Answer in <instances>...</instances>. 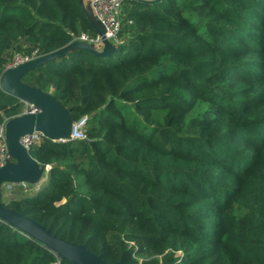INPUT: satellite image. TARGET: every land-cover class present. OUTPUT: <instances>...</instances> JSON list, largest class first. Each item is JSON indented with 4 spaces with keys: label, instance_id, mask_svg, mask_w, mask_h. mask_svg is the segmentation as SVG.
I'll return each instance as SVG.
<instances>
[{
    "label": "trees",
    "instance_id": "trees-1",
    "mask_svg": "<svg viewBox=\"0 0 264 264\" xmlns=\"http://www.w3.org/2000/svg\"><path fill=\"white\" fill-rule=\"evenodd\" d=\"M122 15L111 57L73 49L22 77L87 117L86 138L34 145L45 183L3 206L107 264H264V0H126ZM83 33L81 0H0V78ZM20 106L0 91V125ZM55 263L0 219V264Z\"/></svg>",
    "mask_w": 264,
    "mask_h": 264
},
{
    "label": "water",
    "instance_id": "water-1",
    "mask_svg": "<svg viewBox=\"0 0 264 264\" xmlns=\"http://www.w3.org/2000/svg\"><path fill=\"white\" fill-rule=\"evenodd\" d=\"M144 1V0H136ZM82 9V8H81ZM83 11V10H82ZM84 12V11H83ZM96 33L97 27L92 24L91 17L84 12ZM73 49L85 50L96 57H111L115 48L104 42L102 51L80 42H72L67 47L55 53L39 57L18 67L5 70L0 78V91L34 105L39 113L37 115L25 114L16 116L4 125V140L7 154L11 161L0 167V219L14 227L19 233L34 240L45 249L54 253L59 260L69 264H107L101 256L89 252L84 246L64 242L50 234L37 222L7 209L1 202V186L7 183H24L29 186H38L46 178L50 168L40 167L20 145V139L32 132L43 134L50 141L66 140L70 137L73 120L70 113L58 104L50 94L36 90L24 83L21 79L27 72L45 65L51 61L64 57ZM123 264L121 260L119 263Z\"/></svg>",
    "mask_w": 264,
    "mask_h": 264
},
{
    "label": "built area",
    "instance_id": "built-area-1",
    "mask_svg": "<svg viewBox=\"0 0 264 264\" xmlns=\"http://www.w3.org/2000/svg\"><path fill=\"white\" fill-rule=\"evenodd\" d=\"M126 0H92L90 5V17L92 24L95 25L99 33L93 36L88 34H80L74 37L72 42H80L94 47L97 51H102L104 42H108L114 48L122 45L124 39L120 37L122 31V6ZM39 58L37 51L32 52L30 55L21 56L15 55L13 60L6 65L5 70L18 67L19 65L28 63ZM4 70V71H5ZM39 110L32 104L21 102L19 115L33 114L37 115ZM87 117H82L76 122H73L70 137L66 140L52 141L53 143H67L84 140L86 138ZM7 121L0 125V167L5 165L6 162L11 161L7 154V148L4 140V125ZM45 137L39 132H32L20 139V145L27 151L36 144L40 143ZM27 185L24 183H19ZM26 237L25 235L21 234ZM27 238V237H26ZM58 264V263H55Z\"/></svg>",
    "mask_w": 264,
    "mask_h": 264
},
{
    "label": "rangeland",
    "instance_id": "rangeland-1",
    "mask_svg": "<svg viewBox=\"0 0 264 264\" xmlns=\"http://www.w3.org/2000/svg\"><path fill=\"white\" fill-rule=\"evenodd\" d=\"M123 17H122V19H123ZM103 48H101V49H103ZM113 61H114V58L111 59V62H113ZM48 94H51L50 91L48 92ZM206 108H207V106L200 102V103L196 104V106L193 108V110L188 114V117L194 118V119H196V118L200 119L203 111ZM19 111H20V109H19ZM45 181H46V178L38 186H29V185L24 186V185L18 184V183H16V184H14V183L4 184L1 186V195H2L1 201H2V203L7 204L10 199L15 198L16 196H19L21 194H26V193L31 194L33 192H36L39 190V188H41L43 186ZM135 245L136 244L133 242L129 243V246L132 248H135ZM181 254H182L181 251H178L176 253L175 257L178 258L179 256H181ZM138 262H141V260H139Z\"/></svg>",
    "mask_w": 264,
    "mask_h": 264
},
{
    "label": "crops",
    "instance_id": "crops-1",
    "mask_svg": "<svg viewBox=\"0 0 264 264\" xmlns=\"http://www.w3.org/2000/svg\"><path fill=\"white\" fill-rule=\"evenodd\" d=\"M92 0H81V8L84 12L90 14V5H91Z\"/></svg>",
    "mask_w": 264,
    "mask_h": 264
}]
</instances>
